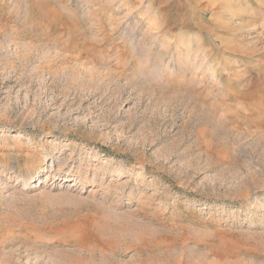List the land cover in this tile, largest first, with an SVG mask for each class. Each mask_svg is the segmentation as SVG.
Returning a JSON list of instances; mask_svg holds the SVG:
<instances>
[{
    "label": "rangeland",
    "instance_id": "1",
    "mask_svg": "<svg viewBox=\"0 0 264 264\" xmlns=\"http://www.w3.org/2000/svg\"><path fill=\"white\" fill-rule=\"evenodd\" d=\"M0 264H264V0H0Z\"/></svg>",
    "mask_w": 264,
    "mask_h": 264
},
{
    "label": "bare ground",
    "instance_id": "2",
    "mask_svg": "<svg viewBox=\"0 0 264 264\" xmlns=\"http://www.w3.org/2000/svg\"><path fill=\"white\" fill-rule=\"evenodd\" d=\"M223 2H225V1H228V0H222ZM231 15V10L230 9H228V11H227V15Z\"/></svg>",
    "mask_w": 264,
    "mask_h": 264
}]
</instances>
